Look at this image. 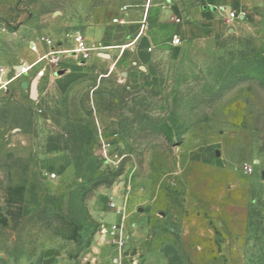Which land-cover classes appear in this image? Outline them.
I'll return each mask as SVG.
<instances>
[{"label":"rangeland","instance_id":"rangeland-1","mask_svg":"<svg viewBox=\"0 0 264 264\" xmlns=\"http://www.w3.org/2000/svg\"><path fill=\"white\" fill-rule=\"evenodd\" d=\"M243 1L259 16L129 79L98 58L55 76L43 40L71 48L148 0H0V68L21 73L0 90V264H98L96 249L111 251L99 264H264L260 206L239 255L230 223L264 186V0ZM43 70L32 98L22 83Z\"/></svg>","mask_w":264,"mask_h":264},{"label":"crops","instance_id":"crops-1","mask_svg":"<svg viewBox=\"0 0 264 264\" xmlns=\"http://www.w3.org/2000/svg\"><path fill=\"white\" fill-rule=\"evenodd\" d=\"M221 5L230 10L237 9L240 13H244L245 17L250 14L259 16L258 12L245 7L243 0H148L142 7L130 8L128 12L123 13L125 17L121 19L122 23L84 33L89 43L100 42L110 47L104 51L105 54L98 53L95 58L91 56L90 60L83 66L79 65L74 57L61 55L59 71L66 70L65 75L85 76L89 71L87 67L93 61L97 62L96 58H98L110 63L112 71L121 68L122 71H126L122 73L123 75L128 76L129 79H134L151 71V66L157 56L178 47L172 44L175 36L181 39V45H183L209 41L225 32H233L236 21H230L226 15L217 12L216 8ZM146 8L148 10L146 29L140 35ZM177 18L181 20L180 23L175 21ZM88 33L93 36L92 40L88 37ZM71 63L76 64L79 68L77 72L64 68V65ZM225 185L229 188V184ZM262 187L259 190L260 186L256 180L248 183L247 194L243 195L240 200L241 213L230 222L234 233L233 252L237 255L242 249V236L248 235L253 207L260 206L262 231L260 232L259 244L264 246V188ZM211 231L214 232L213 229ZM230 236L228 233L225 234L224 244L221 247H218L213 239V246L216 247L217 251L223 254L231 253L229 247L226 246L227 243L231 242ZM189 249L186 248L187 252H190ZM211 252L213 251L211 250ZM110 253L111 251L107 249H96L90 255L99 264L106 262ZM223 260L225 261V259ZM37 264L67 263L47 256Z\"/></svg>","mask_w":264,"mask_h":264},{"label":"built area","instance_id":"built-area-1","mask_svg":"<svg viewBox=\"0 0 264 264\" xmlns=\"http://www.w3.org/2000/svg\"><path fill=\"white\" fill-rule=\"evenodd\" d=\"M131 7L124 6L122 8V12H128ZM217 12L220 14L226 15L228 20L230 21H236L239 20L243 17H245L244 13L237 12L236 10H230L226 6H218L216 8ZM147 14L148 10L146 8L143 21H142V28L140 35L143 34L144 30L146 29V20H147ZM177 23H180V19H175ZM123 21L121 19H115L114 23L115 24H120ZM43 43L45 45V53L43 55L42 60H48L49 63H52L55 65L56 68L60 67L61 64V55L63 56H72L77 60V63L81 66H83L86 62H88L91 58V55L93 53L98 54L102 53L103 51L107 50L110 47H107L103 45L102 43H89V41L85 38L84 34L81 32H77L73 36V46L71 48H66L63 44H58L55 45L50 39H44ZM182 41L178 36H175L172 40V44L174 46H179L181 45ZM33 51L38 52V46L36 44L32 45ZM23 68V67H22ZM21 69V67H20ZM31 69V66H27L26 68L22 69L23 73L28 72ZM45 75V70L40 71L39 78L43 77ZM21 76V73L16 71L15 75L13 77H8V74L4 68H0V90H4L5 92L8 91L9 85L16 80L18 77ZM244 172L246 174H252L253 173V168L249 166H245ZM57 178L56 174H51L49 176L50 180H55ZM112 208H116V204L111 205ZM118 211L120 209L118 208ZM122 230V229H121ZM118 232L117 231H112L111 235L112 236H117ZM116 244L119 249H123V247L126 245L123 240H117Z\"/></svg>","mask_w":264,"mask_h":264},{"label":"water","instance_id":"water-1","mask_svg":"<svg viewBox=\"0 0 264 264\" xmlns=\"http://www.w3.org/2000/svg\"><path fill=\"white\" fill-rule=\"evenodd\" d=\"M65 74H66V70H62V71L56 73L55 76H60V75H65ZM38 80H39V77L35 78L34 81L30 85L27 82H23L22 83V88L24 90L29 89L30 90V95H31L32 98H34L36 93H37ZM216 156H217V158L220 157V152L219 151L216 152ZM218 164H221L220 163V159H218ZM52 255H53V253H48L47 254V256H52Z\"/></svg>","mask_w":264,"mask_h":264}]
</instances>
